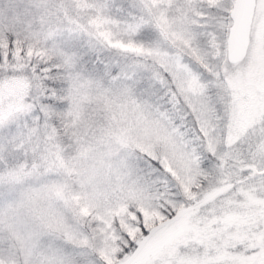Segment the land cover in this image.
<instances>
[{"label": "snow or ice", "instance_id": "snow-or-ice-1", "mask_svg": "<svg viewBox=\"0 0 264 264\" xmlns=\"http://www.w3.org/2000/svg\"><path fill=\"white\" fill-rule=\"evenodd\" d=\"M0 264H264V0H0Z\"/></svg>", "mask_w": 264, "mask_h": 264}]
</instances>
